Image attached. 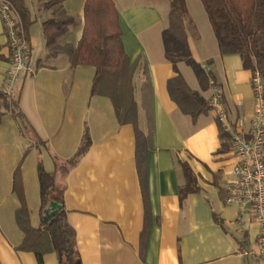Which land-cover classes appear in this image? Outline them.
Listing matches in <instances>:
<instances>
[{"label": "crops", "instance_id": "obj_1", "mask_svg": "<svg viewBox=\"0 0 264 264\" xmlns=\"http://www.w3.org/2000/svg\"><path fill=\"white\" fill-rule=\"evenodd\" d=\"M47 1L39 6L45 16L41 24L51 17V11L43 9ZM71 1L65 0L63 7L68 15L77 14L78 25L60 43L75 46L82 35L85 0ZM112 1L123 50L131 63L137 62V129L148 144L143 143L142 157L137 158L133 126L119 124L109 99L90 96L92 67H71L65 54L50 57L46 48L32 61L35 42L28 28V68L12 94L42 143L25 137L0 101V264H37L33 253L18 250L23 234L15 211L20 202L12 186L23 151L30 147L20 167L22 196L30 225L38 228L37 163L52 172L55 158L60 162L74 156L85 131L90 146L62 180L66 220L75 233L81 264H260L245 254L257 233L254 219L247 210L225 202L235 158L229 142L227 150L221 149L214 112L210 107L192 118L167 92V82L177 71L209 106L219 91L228 121L242 120L247 129L254 114L252 73L243 69L238 55H220L199 0H185L191 22L187 41L192 58L211 78L212 86L205 91L190 67L180 62L175 71L164 57L161 33L169 9L160 0ZM8 61L0 20V85ZM38 62L42 66L36 69ZM145 69L150 93L143 97ZM5 146L9 152L3 151ZM183 164L194 178L195 191L181 197L186 186ZM43 264L58 262L54 254H46Z\"/></svg>", "mask_w": 264, "mask_h": 264}, {"label": "trees", "instance_id": "obj_2", "mask_svg": "<svg viewBox=\"0 0 264 264\" xmlns=\"http://www.w3.org/2000/svg\"><path fill=\"white\" fill-rule=\"evenodd\" d=\"M9 2L19 15L21 25L26 32L33 20L24 0H3ZM169 2L168 23L161 33L164 57L176 71L177 63L183 62L193 71L202 91L212 86L209 75L192 58L187 33L191 24L185 0H167ZM215 36L221 56L238 55L242 67L264 79V0H199ZM65 0H48L44 10L51 11V17L41 24L45 39V48L50 57L65 54L71 67L88 66L94 69L90 86V96L105 97L111 102L119 124H130L137 139V158L142 157V145L148 144L147 137L137 129V104L134 99L133 76L137 62H130L121 41V28L118 14L112 0H85L83 6V30L75 46L61 45L60 39L69 35L76 26L75 19L68 15L63 7ZM42 65L40 62L37 68ZM141 85L143 97L150 93V83L146 69ZM167 92L181 112L195 118L207 112L209 104L192 91L183 77L176 76L167 82ZM2 107L9 111L19 124L21 133L31 138L35 144L42 143L23 115L19 107L18 96L10 98V103L2 100ZM2 113H0L1 121ZM222 151L228 149L229 136L221 130ZM90 146L88 133H83L80 145L74 156L68 160L54 159L55 169L47 172L41 161L37 163L39 184L41 223L38 228L30 225L28 212L22 196L19 167L13 174L12 191L17 196L20 207L15 211L16 224L23 234L19 251L31 252L37 264H43V256L54 254L58 264H81L76 246L75 233L66 220L63 206V179L78 164ZM30 147L26 149L28 153ZM140 167V165H139ZM186 186L181 197L195 191L194 178L189 168L183 164ZM140 170V168H139ZM59 178L61 181H59ZM54 206V207H53ZM55 212L54 216L49 217Z\"/></svg>", "mask_w": 264, "mask_h": 264}, {"label": "built area", "instance_id": "obj_3", "mask_svg": "<svg viewBox=\"0 0 264 264\" xmlns=\"http://www.w3.org/2000/svg\"><path fill=\"white\" fill-rule=\"evenodd\" d=\"M0 20L9 61L1 80L0 92L8 97L20 76L27 70L30 44L15 8L0 0ZM254 97V114L247 129L242 120L230 123L219 104L220 92L215 91L210 107L221 130L228 134L230 149L235 158L227 188V204L236 205L241 212L248 211L254 219L257 233L254 244L245 254L264 264V79L259 74L251 77Z\"/></svg>", "mask_w": 264, "mask_h": 264}, {"label": "rangeland", "instance_id": "obj_4", "mask_svg": "<svg viewBox=\"0 0 264 264\" xmlns=\"http://www.w3.org/2000/svg\"><path fill=\"white\" fill-rule=\"evenodd\" d=\"M42 1L43 0H24V2L26 3V5H27V7L29 9L31 17L34 20L33 23L29 27L30 28V37L35 42V47H34V51H33V60L32 61L36 60L37 57H40L39 55H43L45 53V47H44L45 43L43 41V35H42V32H41V26H40L41 21H42L41 19H44V17H45L43 11L39 7L40 4L42 3ZM73 1L74 0H72L71 2H73ZM160 1H161V4H162V7L164 9H166V11H167V9H170L169 2L167 0H160ZM72 9H73V11H77V9L75 7L72 8ZM72 17L75 19L76 26H77L78 25V16H77V14H75V15L73 14ZM15 96H16V94L14 95V93L11 94L8 97H6V96H4L2 94V100L5 101L6 103H10V98H15ZM18 126H19V124H18ZM2 139H3V137H2ZM3 151L4 152H9L10 151L9 147L5 146V148H3ZM25 151H26V149L23 151V155L20 158V160H19V162H18V164H17V166L15 168V170H16L19 167V174L21 172L20 167H21L22 163L24 162L25 158L27 157V155L29 153L28 152V153L25 154ZM51 168L53 170L55 169L53 167H51Z\"/></svg>", "mask_w": 264, "mask_h": 264}, {"label": "water", "instance_id": "obj_5", "mask_svg": "<svg viewBox=\"0 0 264 264\" xmlns=\"http://www.w3.org/2000/svg\"><path fill=\"white\" fill-rule=\"evenodd\" d=\"M53 207H54V206H53ZM54 214H55V212L51 213V214L49 215V217H52V216H54Z\"/></svg>", "mask_w": 264, "mask_h": 264}]
</instances>
